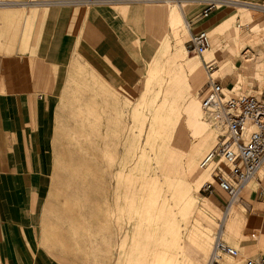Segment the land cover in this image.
Masks as SVG:
<instances>
[{
  "label": "rangeland",
  "instance_id": "rangeland-1",
  "mask_svg": "<svg viewBox=\"0 0 264 264\" xmlns=\"http://www.w3.org/2000/svg\"><path fill=\"white\" fill-rule=\"evenodd\" d=\"M195 4L185 15L191 25L186 29L180 25L186 7L173 0L58 2L60 11H74V16L69 15L65 26L59 23L58 55L44 56L42 61L38 57V62L28 65L35 67V76L39 77L35 81L48 87L38 90L40 96L32 99L33 104L22 106L23 149L11 151L10 172L0 176V264H130L136 261L140 240L153 247L155 243L160 245L152 251L160 253L161 264H189L188 260L205 264L213 240L218 239L238 251L227 232L219 237V230H207L213 221L199 215L197 206L205 203L201 196L210 201L219 210L212 213L218 223L227 209L226 204L216 205L214 194L199 190L210 181L213 165L202 170L198 164L214 147L216 133L204 124L200 109L206 80L201 62L185 51L189 36L198 30L192 24L202 19L192 20L198 14L199 7L192 9ZM165 8L168 17L162 23L161 11ZM121 10L123 14L114 15ZM144 10L159 14L160 22L144 16ZM223 10L222 6L213 11ZM226 10L229 13L205 29L210 47L202 58L215 61L214 71H219L211 77L226 88L232 86L233 94L264 97V12L239 7ZM233 15L231 23L219 33L217 24ZM212 40L218 41L213 51ZM171 57L177 62L174 67L168 62ZM91 60L100 69L107 64L105 78L86 64ZM180 63L184 70L192 65L199 72L200 84L195 90L200 110L198 130L207 137L199 148L192 129H185L187 141L196 150L189 207L176 205L166 192L156 191L154 155L159 158L160 154L152 152L149 144L144 145L148 131L145 109L169 77L186 75L179 73ZM251 66L256 67L255 72L237 75ZM157 119H153L155 123ZM138 134L141 147L144 145L142 156L135 143ZM151 138L155 141V136ZM217 166L225 164L219 160ZM179 179L182 183L186 180L183 175ZM249 188V194L241 198L243 190L234 206L244 207L264 191L261 170ZM260 200L264 201V194ZM152 205L155 209L148 207ZM235 223L242 225L240 220ZM156 228H161L158 238ZM194 230L206 232L205 239L194 236L206 247V258L193 251L188 242L189 258L182 253V245L173 252L161 249L167 237L174 241L177 235L183 243ZM222 261L233 262L229 257H222Z\"/></svg>",
  "mask_w": 264,
  "mask_h": 264
},
{
  "label": "crops",
  "instance_id": "crops-1",
  "mask_svg": "<svg viewBox=\"0 0 264 264\" xmlns=\"http://www.w3.org/2000/svg\"><path fill=\"white\" fill-rule=\"evenodd\" d=\"M59 1L65 2L66 5L74 2V0H0V176H4L10 172L12 167L11 151H21L23 149V144L21 142V136L23 135L21 130L22 106L25 104H33L32 99H38L40 96L38 90H43V88L48 87L47 85H42V83L35 81L39 78L35 76V67H29L28 65L38 62V57L42 61L44 56L52 57L53 55H58L60 40L58 38L59 23L61 22L65 26L69 15L72 17L74 16V11H70V13L66 10L60 11L58 7ZM109 1L125 3V1L140 2L141 0ZM146 1L155 2L158 0ZM167 1L171 2L172 0ZM173 1L183 4L187 10L196 3L192 9L199 7L197 8L198 14L193 16L192 20L202 17V19L195 24H192L193 28L198 29L197 32L205 31L206 28L211 27L216 21L221 19L222 16L229 13L226 12V8L239 7L240 9L248 11L247 8L242 6L243 4L255 6L260 2L264 3V0H226L228 2L235 1L241 4L237 6L225 5L223 6L225 10L221 11V13H214L215 11L213 10L216 9H211L207 12L208 17L205 16V18L203 17V11L207 3L211 0ZM115 12L117 13H114V15L123 14L122 10ZM232 17H234V15L217 24L218 28H220L219 33L225 30V27L229 25L228 23H231ZM201 26L203 28H201ZM263 63L261 65H263ZM86 64H89L91 70L96 72L100 77L105 78L108 71L106 68L107 64L101 69L98 64L92 60L91 62L86 61ZM221 65L220 71L222 72L223 64L221 63ZM110 67L118 71L117 67L114 68L113 65ZM255 68V66L254 68L252 66L247 69L245 68L238 71L237 75L242 73L249 75L255 72ZM233 69H236V66L233 65ZM122 70L123 68H120L119 71L122 72ZM218 71L219 69H217L216 72ZM253 75L254 74H252V76ZM221 86L224 91L231 90L232 92L233 90L232 86L230 89L224 87L222 84ZM260 96H262V94H260ZM28 109L30 110L29 107ZM260 170L264 179V165ZM257 179L262 180L259 177ZM211 180L212 178L210 177V181ZM251 181L252 180L248 181L242 187L240 193L244 191L241 198L243 195L247 196L251 191V188H249V183ZM263 194L264 191L262 190L257 196H254L250 204H245L244 207L239 205L241 209V227H238L236 224L229 225L227 212L225 219L221 220V223L215 221L212 213H219V210L205 197L201 196V199L205 203L197 205L199 206L198 209L201 211L199 215L207 221H213L207 226V230H220L221 236L222 233L227 232L230 235L229 237L232 238V244L238 248V251L245 252L243 254L238 252L240 255L237 259L233 260L232 264H246L247 262L257 264L261 259H264V201L260 200V196ZM214 195L216 205L223 207L226 198L218 191L215 192ZM228 227H232L233 233L226 230ZM185 242H188V246L190 243L193 251L197 254H201L204 258L208 256L206 247L196 238H188L187 236L186 239L183 240V244L186 246ZM188 246L184 249L183 254H186L189 258V254H187ZM189 261L191 262L190 264H197L193 260V262L191 260Z\"/></svg>",
  "mask_w": 264,
  "mask_h": 264
},
{
  "label": "bare ground",
  "instance_id": "bare-ground-1",
  "mask_svg": "<svg viewBox=\"0 0 264 264\" xmlns=\"http://www.w3.org/2000/svg\"><path fill=\"white\" fill-rule=\"evenodd\" d=\"M235 3H236L235 1L228 2L226 0L225 1L216 0L215 7L216 9H218L225 5L237 6L241 4V3H236V4ZM242 6L247 8L248 10L255 9V10L264 12L263 5L256 4V7H255L254 5L250 6V5L243 4ZM182 11L183 13L181 12L180 25L184 26L186 29H189L191 25L189 23V26H188V23L185 21V15L188 14L187 13L188 10L185 8ZM166 13H167L166 8L161 11V14H162L161 22L162 23L165 22V17H168ZM143 14L144 16L155 19L154 23L157 22V19H158V22H160L159 14L153 12L152 10H144ZM172 29H174V27ZM216 29H219V32H220V28H218V26L216 27ZM147 31H148L147 36L150 38V30H147ZM175 32H174V35H176ZM215 33H218V31H215ZM208 39L210 43L209 36H208ZM211 45H212V50H214L215 47L218 45V41L212 40ZM168 48L169 46L165 44V49L168 50ZM185 51L187 53L186 47H185ZM207 51H208V48L201 56L195 57L201 62L204 76L206 77L205 84L203 86H206L208 81H210L211 76H213L215 73L216 74L218 73L216 72L217 70L214 71L216 67L214 61H211V60L204 61L203 60L202 57L204 54H206ZM147 62H149V58H147ZM168 62L173 67L177 63L173 57H171L170 60H168ZM206 64H210L212 66V71L210 73H208L207 69H205ZM179 69H180L179 73L184 72L186 75H183V76L174 75L173 77H169L166 81L163 80L162 82L165 81L164 88L162 87V88L157 89V91L154 93L155 97L151 99V101L149 102V107L145 109L147 113L144 119L148 122L147 123L148 131L146 134L144 145L149 144L152 152H155L156 154L157 153L160 154L159 156L160 159L156 157V155H154L155 156L154 159L156 161V169L158 170V173H157L158 177H156L154 180L155 187L157 188L156 191H159V193H161V190L166 192V194L169 196V200L173 199L174 200L173 202L176 205L181 203V205L185 207L186 206L189 207L191 203V197H189V195H190V192L192 191L191 186H190V183H192V178L190 177H192L191 172L193 170L195 160H196L195 158L196 150H194V146L190 144V142L187 141V138L185 135V129L186 128L190 130L192 129L193 136L196 138L199 148L203 145V143L206 142L207 137L203 135L201 131L198 130L200 110L198 109V106H197V98L195 96V90H196V86L200 84L199 72L197 71V69L192 67V65L187 67V70H184V64L182 65L181 63L179 65ZM211 78L214 80L216 79L219 82L217 78H213V77ZM160 90H162L161 95L159 94ZM256 96L261 97L260 95H256ZM159 100H160V104L157 105ZM180 103L182 104L181 108L179 106ZM200 109H202L201 102H200ZM202 114L204 116L203 117L204 124L206 126L208 125L214 130L213 126L210 125V122L208 121V116L204 109H202ZM154 118H158L157 123L154 122L153 120ZM118 119L119 117L117 115V120L114 124L116 129L118 128ZM214 133H216L215 134L216 137L214 138H217V132L215 130H214ZM149 135L151 137L155 136V141H152V138L150 139ZM138 140H139V134H138V137L135 143H137V150L139 151V155L142 156L144 155V149L142 148L144 147V145H142L141 147ZM223 163L225 164L224 161ZM198 167H199V164H198ZM261 167L258 169V171L261 169ZM202 170H205V169H202ZM182 175L186 179L184 183H182L181 179H179ZM201 177L202 176H199V179ZM211 182L212 180L202 184L199 190ZM155 187L154 186L151 187L152 191L154 190ZM232 203L233 202H231L226 209L229 225H234L236 224L235 223L236 221L240 220V210L241 209L239 207L234 206V204ZM148 207L155 209L154 205L148 206ZM226 212L224 216L222 217V220L225 219ZM226 230L229 231L230 233H233L232 227H228ZM159 231H161V228L154 229V233H156L157 238L159 237ZM205 233H206L205 231H199V230L195 231L194 230L192 233L188 235V238L194 239V236L195 237L201 236L200 237L201 239H205L204 238V236H206ZM218 234H219V237H221L220 230ZM175 238L176 240L174 241H173L174 238H171V237H167L166 239L164 238L166 242L162 243L161 249L165 248L167 252H173L174 250L176 251V249L178 248V245L179 246L182 245L181 250L183 253L184 249H186V246L182 243L181 238H179V236L177 237L176 235ZM213 242L212 244L214 245L215 242L214 243ZM157 245L158 244L155 243V246L153 247L152 243L144 242L143 240L142 241L140 240V251L138 253V256H136L135 258L136 261L131 262L130 264H161L162 261L160 260V256H161L160 253L158 252L156 253L155 251H152V249L160 248V245H158V247ZM187 262L189 264L191 263L189 260Z\"/></svg>",
  "mask_w": 264,
  "mask_h": 264
},
{
  "label": "built area",
  "instance_id": "built-area-1",
  "mask_svg": "<svg viewBox=\"0 0 264 264\" xmlns=\"http://www.w3.org/2000/svg\"><path fill=\"white\" fill-rule=\"evenodd\" d=\"M214 8L215 1L211 0L203 11V17ZM186 45L187 53L201 56L210 46L207 32L192 34ZM205 69L210 73L212 66L206 64ZM203 93L201 108L206 111L210 125L217 132L216 144L199 163L202 169L213 164L212 182L203 189L209 194L218 191L226 195L225 204L228 207L237 199L241 187L253 179L264 164V99L262 96L235 95L231 90L224 91L220 83L211 77ZM219 160L225 162L224 167L217 166ZM210 254L205 264H224L222 257L234 260L240 255L220 239L215 241ZM257 264H264V259Z\"/></svg>",
  "mask_w": 264,
  "mask_h": 264
}]
</instances>
